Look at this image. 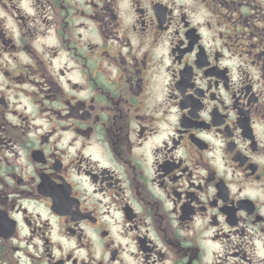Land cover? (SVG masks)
Instances as JSON below:
<instances>
[{
    "label": "flooded vegetation",
    "instance_id": "flooded-vegetation-1",
    "mask_svg": "<svg viewBox=\"0 0 264 264\" xmlns=\"http://www.w3.org/2000/svg\"><path fill=\"white\" fill-rule=\"evenodd\" d=\"M0 264H264V0H0Z\"/></svg>",
    "mask_w": 264,
    "mask_h": 264
}]
</instances>
